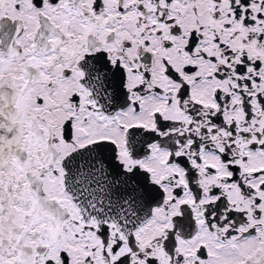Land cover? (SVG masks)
<instances>
[{
  "label": "snow or ice",
  "instance_id": "snow-or-ice-1",
  "mask_svg": "<svg viewBox=\"0 0 264 264\" xmlns=\"http://www.w3.org/2000/svg\"><path fill=\"white\" fill-rule=\"evenodd\" d=\"M0 264H264V0H0Z\"/></svg>",
  "mask_w": 264,
  "mask_h": 264
}]
</instances>
